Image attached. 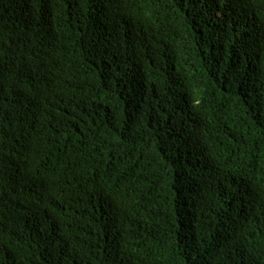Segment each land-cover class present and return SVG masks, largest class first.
<instances>
[{
    "label": "trees",
    "instance_id": "obj_1",
    "mask_svg": "<svg viewBox=\"0 0 264 264\" xmlns=\"http://www.w3.org/2000/svg\"><path fill=\"white\" fill-rule=\"evenodd\" d=\"M0 264H264V0H0Z\"/></svg>",
    "mask_w": 264,
    "mask_h": 264
}]
</instances>
